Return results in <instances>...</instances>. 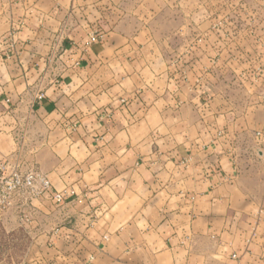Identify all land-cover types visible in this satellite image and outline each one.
Returning <instances> with one entry per match:
<instances>
[{
    "label": "crops",
    "instance_id": "0c3cea01",
    "mask_svg": "<svg viewBox=\"0 0 264 264\" xmlns=\"http://www.w3.org/2000/svg\"><path fill=\"white\" fill-rule=\"evenodd\" d=\"M159 1L0 0V166L53 185L0 264H264V99L180 80Z\"/></svg>",
    "mask_w": 264,
    "mask_h": 264
},
{
    "label": "rangeland",
    "instance_id": "374dc122",
    "mask_svg": "<svg viewBox=\"0 0 264 264\" xmlns=\"http://www.w3.org/2000/svg\"><path fill=\"white\" fill-rule=\"evenodd\" d=\"M183 1L186 7L164 9L153 22L160 32L179 34L166 47L175 75L182 81L214 86L236 107L248 106L255 95L264 99V0ZM183 23L187 27L179 29ZM191 33L199 37L183 39ZM206 34L208 41L202 39ZM2 223L0 261L25 254L29 236L21 232L7 236ZM255 236L254 231L251 239Z\"/></svg>",
    "mask_w": 264,
    "mask_h": 264
},
{
    "label": "built area",
    "instance_id": "2783aa9c",
    "mask_svg": "<svg viewBox=\"0 0 264 264\" xmlns=\"http://www.w3.org/2000/svg\"><path fill=\"white\" fill-rule=\"evenodd\" d=\"M97 34L90 36V41L98 39ZM36 98L42 100L45 93L40 92ZM53 185L48 175L34 168L23 169L18 163L10 161L0 166V220L9 210H16L21 220L30 219L33 202L50 194ZM66 192L56 191L53 199L56 202L65 200Z\"/></svg>",
    "mask_w": 264,
    "mask_h": 264
}]
</instances>
